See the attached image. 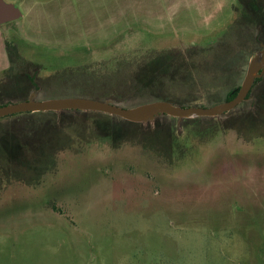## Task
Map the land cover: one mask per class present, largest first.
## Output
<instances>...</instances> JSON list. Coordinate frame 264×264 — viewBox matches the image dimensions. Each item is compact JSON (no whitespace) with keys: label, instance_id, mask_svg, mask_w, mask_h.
I'll use <instances>...</instances> for the list:
<instances>
[{"label":"rangeland","instance_id":"rangeland-1","mask_svg":"<svg viewBox=\"0 0 264 264\" xmlns=\"http://www.w3.org/2000/svg\"><path fill=\"white\" fill-rule=\"evenodd\" d=\"M4 1L22 17L0 26V81L14 74L6 45L14 46L38 65L26 70L34 100L210 107L240 86L250 62L233 66L230 86L218 74L235 46L236 0ZM208 47L216 49L199 55ZM19 81L0 89L6 95ZM259 87L219 117L160 118L172 125L170 148L154 121L115 139L118 117L33 121L35 145L21 153L11 182L0 183V264H264ZM17 121L1 120L0 136Z\"/></svg>","mask_w":264,"mask_h":264},{"label":"trees","instance_id":"trees-1","mask_svg":"<svg viewBox=\"0 0 264 264\" xmlns=\"http://www.w3.org/2000/svg\"><path fill=\"white\" fill-rule=\"evenodd\" d=\"M237 7L234 8L235 12L239 11L241 12V16L234 21L232 24L229 33L233 37H236V40L234 43V48H231L230 52L232 53L231 56H228L224 58L223 60L229 59L230 62H226L225 65H223L224 69L222 70L220 74L222 77L223 75L226 76L228 86L233 84L235 81V76H237L236 71H234L232 68H234V65H245L248 64L250 59L253 57V55L258 52L261 49V45L264 44V0H236ZM240 35V37H239ZM221 42V41H220ZM222 44H219L218 46H215L217 49L223 48L221 46ZM215 47H208L204 48L202 50H199L200 54H209L208 50H214ZM7 48V55H8V62L9 66L7 69V75L13 74L12 77H7L6 79H3L0 81V87L3 84H6L8 81H16L17 79H20L19 82H15L13 84V87H9V90H6L7 94L4 95L3 91L0 89V106L8 105L11 103H18L22 101H26L29 96L38 90L36 83L34 81V76L30 75L31 72H26V70L30 71L33 70L32 68L36 69L38 68V65L30 62H26L23 60V58L20 56V54L17 52L16 48L11 45H6ZM215 48V49H216ZM246 48V49H245ZM226 48L222 49L225 50ZM21 60V61H20ZM217 63V62H216ZM15 64H18L22 66V71L19 72V69L16 71L14 69ZM218 65V63H217ZM32 67V68H30ZM39 69V68H38ZM217 69V68H216ZM35 71V70H34ZM218 71H216L217 73ZM33 74V73H31ZM264 82V75L260 78L254 81L251 91L247 97L249 99L254 92L258 93L259 91V85H261ZM226 85V86H227ZM13 93L14 95H11L10 93ZM235 89L229 90L226 94L225 100H231L235 96ZM16 93V95H15ZM7 96H11V99L8 101H5V98ZM4 100V101H1ZM162 101H167L169 103H172L174 105L180 106V107H196L194 105L195 101H189L188 103H179L175 102L170 99H162ZM115 104V102H113ZM118 105V104H116ZM72 113H82L81 111H62L59 113L56 112H38V113H25V114H17L12 115L10 117H13L14 119L17 118V122L13 125L15 126L12 133L9 132V134H3L0 136V183H4L5 180L8 182H11L9 180L13 179L12 171L13 168L16 167V165L22 166L21 164L24 163L22 158V152H30V145L34 142L33 136H38L39 133L37 131L38 126H34L32 123L35 120H39L41 118L48 119V121H54L56 118L57 120L62 121L63 117L72 114ZM92 114H101L106 115L102 113L97 112H87ZM109 116V115H106ZM113 118H116L115 116H111ZM5 118H9L5 117ZM5 118L0 119L3 120ZM160 118H169L168 116L161 115L155 118L154 122L156 127L160 130H163L162 133H164L167 137V143L168 148H170V139L172 135H169L170 130H172V125H159L158 121ZM173 119V118H171ZM199 119H205V118H195V119H186L185 121L192 122ZM207 119V118H206ZM120 122L124 124L123 127H120L116 130H112V139L120 138L122 136H126V133L131 132H138L140 128L143 126H150V123L142 124V123H130L126 122L120 118H117ZM21 124L22 129H19V125ZM97 127V126H96ZM99 127V126H98ZM97 127V129H98ZM103 129V128H102ZM7 131V130H6ZM32 133V134H31ZM43 135V134H40ZM27 136V138H26ZM29 136V137H28ZM31 136V137H30ZM165 141V140H164ZM172 142V141H171ZM35 145V144H32ZM115 146V145H114ZM160 151V148H158ZM28 151V152H27ZM161 157V155H159ZM27 164V168H28ZM20 170V169H19ZM22 171V170H21ZM2 184H0L1 189Z\"/></svg>","mask_w":264,"mask_h":264},{"label":"water","instance_id":"water-1","mask_svg":"<svg viewBox=\"0 0 264 264\" xmlns=\"http://www.w3.org/2000/svg\"><path fill=\"white\" fill-rule=\"evenodd\" d=\"M22 16L20 10L13 4L0 0V26L16 21ZM261 49L251 58L244 78L237 90L236 96L228 102L212 107H180L167 101H155L132 108H122L114 105L109 100H96L89 98H59L43 101L34 100L31 96L27 101L11 103L0 106V119L25 113L38 112H62L81 111L97 112L109 116L118 117L130 123H151L156 117L165 115L171 118L186 120L195 118H215L226 112L232 111L241 104L250 92L255 80L260 79L264 74V44ZM259 57V62L253 63Z\"/></svg>","mask_w":264,"mask_h":264},{"label":"flooded vegetation","instance_id":"flooded-vegetation-1","mask_svg":"<svg viewBox=\"0 0 264 264\" xmlns=\"http://www.w3.org/2000/svg\"><path fill=\"white\" fill-rule=\"evenodd\" d=\"M263 75H264V74H263ZM240 85H241V84H240ZM238 88H239V87H238ZM238 88L235 89V90H236V91H235L236 94H237V90H238ZM250 91H251V90H250ZM35 92H36V91H35ZM35 92H33V93L29 96V98H30L31 96H35ZM249 93H250V92H249ZM249 93H248V95H249ZM236 94H235V96H236ZM248 95H247V97H248ZM235 96H234V97H235ZM225 97H226V96H225ZM234 97H233V98H234ZM247 97H246V99H245L241 104H239V105H238L237 107H235L233 110H235V109L238 108L239 106L243 105V104L248 100ZM29 98H28V99H29ZM233 98H232V99H233ZM28 99H27V100H28ZM232 99H231V100H232ZM27 100H26V101H27ZM46 100H48V99H46ZM231 100H225V99H224V100H223L224 102H222V103H225V102H228V101H231ZM37 101H43V100H37ZM102 101H104V100H102ZM112 103H113V102H112ZM113 104H114V103H113ZM218 104H221V103H218ZM218 104H215V105H218ZM114 105H116V104H114ZM215 105H213V106H215ZM117 106H119V105H117ZM210 107H212V106H210ZM233 110H232V111H233ZM229 112H231V111H229ZM229 112H226V113H224V114H227V113H229ZM224 114H223V115H224Z\"/></svg>","mask_w":264,"mask_h":264},{"label":"bare ground","instance_id":"bare-ground-1","mask_svg":"<svg viewBox=\"0 0 264 264\" xmlns=\"http://www.w3.org/2000/svg\"><path fill=\"white\" fill-rule=\"evenodd\" d=\"M259 57H257L255 60H254V62L253 63H256V65L258 64V62H259Z\"/></svg>","mask_w":264,"mask_h":264},{"label":"crops","instance_id":"crops-1","mask_svg":"<svg viewBox=\"0 0 264 264\" xmlns=\"http://www.w3.org/2000/svg\"><path fill=\"white\" fill-rule=\"evenodd\" d=\"M5 2H6V1H5ZM7 3H8V2H7ZM11 4H12V3H11ZM21 14H22V13H21ZM21 17H22V16H21ZM5 69H6V67H5ZM5 69H4V70H5Z\"/></svg>","mask_w":264,"mask_h":264}]
</instances>
